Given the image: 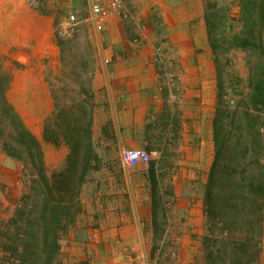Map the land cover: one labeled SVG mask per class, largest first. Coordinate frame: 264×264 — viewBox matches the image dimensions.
<instances>
[{
	"label": "crops",
	"instance_id": "0c3cea01",
	"mask_svg": "<svg viewBox=\"0 0 264 264\" xmlns=\"http://www.w3.org/2000/svg\"><path fill=\"white\" fill-rule=\"evenodd\" d=\"M122 1L129 18L109 16L104 20L103 30L114 33V43L100 50V58L108 56L111 61L105 70L94 66L92 88L104 92L110 115L113 119L114 114L119 116L124 134H141L157 124L165 132L161 147L185 149L177 159L181 169L170 176V195L174 198L165 211L167 221L161 239L150 204L141 205L134 199L129 206L103 211L97 225L76 228L63 264H79L78 260H85L90 252L96 259L88 264H135L142 254L158 255L160 264H197L201 240L208 232L203 194L214 154L217 73L208 10L216 1ZM40 2L0 0V55L5 58L3 66L11 68L5 95L41 142L44 118L54 111L47 71L56 70L61 62L51 4H71L73 0ZM238 2L228 0L237 9ZM132 35L140 42L129 40ZM156 53L166 61L164 68L175 75L174 94L168 92L169 87L157 93L158 82L164 84L166 78L162 66L152 61ZM148 116H155L156 121ZM147 140L143 135H124L120 145L145 148ZM6 159L10 157L2 151L0 163ZM146 176L114 171V195L151 196ZM88 232L92 239L86 242ZM171 251L176 252L175 258ZM253 264H264V228Z\"/></svg>",
	"mask_w": 264,
	"mask_h": 264
},
{
	"label": "rangeland",
	"instance_id": "374dc122",
	"mask_svg": "<svg viewBox=\"0 0 264 264\" xmlns=\"http://www.w3.org/2000/svg\"><path fill=\"white\" fill-rule=\"evenodd\" d=\"M215 1L208 10L211 41H213L223 80L229 81L236 87L246 78V66L264 59V26L260 24L261 18L264 17V7L263 14H259V7L262 3L264 4V0H250L256 5L252 7L251 12L252 24H254L251 25L253 35L247 40L249 45L246 48L236 47L226 40L225 36L223 37V34L232 35L240 32L244 35L249 26L239 20L242 12L241 0L237 3L238 9L236 4L229 5L228 0ZM51 6L55 17V34L60 46L61 62L56 70L47 71L54 97V111L44 118L43 137L41 142L39 141L43 169L47 177H51L53 172L58 173L65 167L70 144L62 136H58L57 142L45 138V125L52 131L51 136L54 131L59 132L62 126L84 127L89 124L90 140L88 141L86 135L83 140L77 137L72 140L73 144H81L78 155L73 157L77 161L75 176L72 180L65 182L61 188L53 184L52 200L58 201L59 205L64 207L63 211L72 206L71 210L74 213L72 218L68 216L65 218L62 215L61 224L57 226V229L54 225L49 226L50 229L46 231L43 227L44 222L37 218L34 200H41L47 188L38 176L32 175V171L35 170L32 169L34 167L30 162L22 165L10 157L12 160L6 159L4 164L0 163V264H63L68 260L66 251L71 246L68 241L71 240L76 228L80 226L86 228L89 223L95 226L99 218L104 216L103 211L129 206L131 202L134 203V199L139 200L138 204L141 205L150 204L156 216V234L161 239L163 225L167 221L165 211L171 208L174 198L170 195V176L180 171L181 164L177 159L185 151L178 147H161L163 142L160 139L165 132L160 131L157 124L141 134L123 133L119 116L114 114L113 119L110 115L109 103L104 92L99 89L94 90L91 85L94 66L100 70L108 69V64H102L100 50L103 51L106 46L114 43V33L103 29L99 32L94 30L87 19L88 10L85 0H73L71 4L53 2ZM69 13H73L75 18L68 22ZM61 29L65 31L59 32ZM128 38L133 41L134 38L139 37L132 35ZM17 58L24 59L21 55ZM4 60L5 58L0 55L2 77L6 78L10 75L11 68L3 66ZM159 84L161 88H158ZM229 85L227 84L226 99L232 105L240 97L238 91L231 89ZM166 87H169L168 92L174 94L175 82L168 84L167 81L164 84L158 82L157 93H164L167 91ZM148 118L156 121L155 116H148ZM124 135L127 137L143 135L148 139L147 147H137L150 153V159L146 164L138 163L124 168L119 160L122 148L120 140ZM79 140L82 142H78ZM89 142L93 149L90 154L89 169L82 178H79L84 161V147ZM1 153L0 150V156ZM262 155L263 161L264 150ZM118 170L145 173L152 195L144 197H133L128 194L114 195L111 179L114 171L118 172ZM68 183H71V186H65ZM26 200L28 203L23 207L24 213L17 214ZM236 231L233 235L240 236L242 230ZM215 232L218 236H212L214 238L211 239H217V241L201 240L197 264H213L212 259L207 255L209 250H214L215 261V250L222 247L220 245L222 237L218 233L220 231L217 229ZM91 236V232L85 234L86 242L92 239ZM53 238L56 239L55 242ZM84 259L78 260V263L88 264L96 257L90 252ZM216 262L219 264L217 259Z\"/></svg>",
	"mask_w": 264,
	"mask_h": 264
},
{
	"label": "trees",
	"instance_id": "16d2710c",
	"mask_svg": "<svg viewBox=\"0 0 264 264\" xmlns=\"http://www.w3.org/2000/svg\"><path fill=\"white\" fill-rule=\"evenodd\" d=\"M44 1V0H38ZM41 3V2H40ZM41 4H38L40 6ZM256 3L241 0L240 19L244 25H249L244 35L242 32L227 35L225 39L232 45L240 48L248 47V39L253 35L252 7ZM262 3L259 14H263ZM262 22V23H261ZM260 24L264 26V17ZM247 27V26H246ZM210 33V31H209ZM210 43L215 56L213 41ZM216 62V102L213 113V141L214 154L210 165L207 181L204 188L203 201L207 222V234L203 241H217L212 236H218L215 230H219L222 237L221 248L209 250L208 258L213 264L216 259L223 264H253L258 254L259 238L264 227V165L261 157L264 150V59L255 61L246 66V78L235 87L229 81L225 82L222 77L219 64ZM9 76L2 77L0 66V150L7 156L14 158L18 163L31 164L32 175L38 176L47 188L41 200H34L37 209V218L43 223L48 231L49 226L61 224L62 215L72 218L74 213L70 207L63 211L58 201L52 200L53 184L61 188L65 182L72 180L76 173L77 161L73 158L78 155L79 145L71 143L74 138L83 140L84 136L90 140V126L84 127L62 126L59 132L53 133L45 125L44 137L57 142L58 136H62L70 144L67 163L58 173L53 172L47 177L43 169L42 151L37 138L23 123L20 115L14 109L5 95ZM238 91L240 97L230 105L228 86ZM66 116L64 115V118ZM84 130V131H83ZM263 131V132H262ZM84 132V134H81ZM79 140L78 142H82ZM91 143H87L83 152V166L79 178H82L89 169V159L92 153ZM65 186H71V183ZM63 186V188L65 187ZM27 200L17 211L24 213ZM52 229V228H51ZM242 230L240 236H235L237 231ZM47 233V232H45ZM243 233V234H242ZM232 234V235H231ZM54 242L55 238L52 239ZM221 254V255H219Z\"/></svg>",
	"mask_w": 264,
	"mask_h": 264
},
{
	"label": "built area",
	"instance_id": "2783aa9c",
	"mask_svg": "<svg viewBox=\"0 0 264 264\" xmlns=\"http://www.w3.org/2000/svg\"><path fill=\"white\" fill-rule=\"evenodd\" d=\"M88 8L87 19L92 23L96 31H101L103 29L104 20L109 16H117L122 19L129 18V14L124 7L122 0H85ZM75 18L73 13L68 14V22L73 21ZM65 30L61 29L59 32H64ZM134 43H139V38L133 39ZM111 61V57L104 56L102 57V64L107 65ZM152 61L158 65L162 66V72L164 74L165 80L168 84L175 82L174 73L168 68H164L166 61L163 57L156 53L152 57ZM161 84L158 85V88H161ZM121 163L124 167H129L138 163L146 164L150 159V153L142 148L137 147H122L120 150ZM264 165V159H263ZM170 256L172 258L176 257V252L171 251ZM135 264H160L158 260V255H146L142 254L137 259Z\"/></svg>",
	"mask_w": 264,
	"mask_h": 264
}]
</instances>
